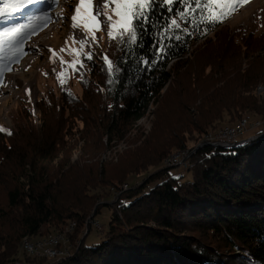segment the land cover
Masks as SVG:
<instances>
[{
	"label": "trees",
	"instance_id": "1",
	"mask_svg": "<svg viewBox=\"0 0 264 264\" xmlns=\"http://www.w3.org/2000/svg\"><path fill=\"white\" fill-rule=\"evenodd\" d=\"M160 4L135 42L122 28L108 38L111 70L82 57L72 71L79 94L66 86L44 96L36 118L19 105L15 130H0V264H264L263 125L244 145L196 149L189 181L163 168L121 189L188 142L249 117L264 121V94L251 95L264 84V34L215 31L221 22L191 0L172 11ZM156 103L150 134L118 162L101 161ZM102 207L111 210L103 241L86 247ZM73 222L69 257L25 258L24 238Z\"/></svg>",
	"mask_w": 264,
	"mask_h": 264
},
{
	"label": "rangeland",
	"instance_id": "2",
	"mask_svg": "<svg viewBox=\"0 0 264 264\" xmlns=\"http://www.w3.org/2000/svg\"><path fill=\"white\" fill-rule=\"evenodd\" d=\"M101 1H103L102 5L100 4ZM202 1L201 9L205 10L204 14L209 18L216 17V21L221 22V26L215 31L223 27L229 29L238 27L244 32L255 36L264 34V0H240L235 7H232L235 0ZM121 2L123 0H108V7L104 8L105 0H90L91 6L87 9V12L91 13L94 18H89L83 10L80 14L76 13L75 9L80 4V0H0V9L4 12L10 11L12 6H16L18 9L10 15H0V130L9 132L15 130L12 117L19 105L30 107L36 118L38 114L36 103L44 96L57 95L66 86L70 87L76 94L80 93L77 80L72 76V71L82 57H89L90 55L92 62L95 64L104 60V52L109 38L108 17L111 16L113 22L120 19L116 15V10L117 3ZM97 6L107 15L96 17ZM45 15L49 17L46 21L35 19ZM73 15H77L75 23L78 26L76 28L72 27L71 17ZM85 24L88 25L87 28H85ZM21 25L28 26L25 27L22 37L11 39L10 36L5 35L9 29L19 28ZM120 28L119 25L113 24L112 34ZM214 32L206 38H212ZM204 39L196 41L192 49L201 46ZM261 93L264 94V84H259L253 89L251 95L261 99L263 98ZM156 110L157 103L152 104L149 112L135 124L127 139L104 153L101 161L105 159L107 163L114 164L127 151L136 148L152 131ZM254 120L249 117V123L254 122ZM222 125H225V123L223 122ZM258 130L259 128L249 130L236 138V144L224 147L232 146L235 148L244 145L251 139L250 136L255 135ZM206 135L198 144L188 142V148L179 152L194 153L198 146H209L210 143L206 141ZM177 153V151L170 153L158 167L151 168L148 172L138 176H131L126 182L128 188L124 189L123 185L121 189L127 190L143 182L155 170L163 168H170V175L182 177V181H189L190 174L187 172L186 163L176 167H166L165 165V160ZM72 160H75V157ZM110 215L111 210L108 207H102L99 214L91 221L90 231L84 243L86 247L100 244L103 241ZM96 224L99 227H96ZM66 228H68V225L61 232L65 233ZM49 235L28 240L36 243L54 236ZM24 239L21 242V251L23 250L25 253ZM69 245L70 243H67L60 249L62 250ZM71 252L72 247L70 245ZM34 257L44 259L38 255L29 256L26 254L25 256L27 259ZM61 257L62 253H55V259L45 260L55 262L62 259ZM17 264L31 263L25 261V263L19 262Z\"/></svg>",
	"mask_w": 264,
	"mask_h": 264
},
{
	"label": "snow or ice",
	"instance_id": "3",
	"mask_svg": "<svg viewBox=\"0 0 264 264\" xmlns=\"http://www.w3.org/2000/svg\"><path fill=\"white\" fill-rule=\"evenodd\" d=\"M176 2L177 0H161L160 6L165 7L167 11H172L170 6ZM239 2L240 0H235V3H233L232 7H235L236 4H238ZM180 3L184 4L186 7H190L189 0H180ZM191 3L195 4L196 8H199L201 6L200 0H191ZM90 6H91L90 0H80V4L76 7L75 11L77 14H80L83 10L84 14L87 17L94 18L92 17L91 13L87 12V9ZM107 7H108V0H105L104 8H107ZM155 7H156V0H123V2L117 3L116 15L120 17V19L113 22L111 16L108 17L109 37L112 38V26L113 24H115L123 28L122 35L127 36L131 42H135L136 32L138 31L140 27H143L144 24L148 23L149 12L153 11ZM17 10L18 9L16 6H12L10 11L8 12H4L2 9H0V15H10L12 12H15ZM190 10L195 11L196 9H190ZM102 15H107V13L101 11L100 7L97 6L95 16L99 17ZM183 15H187V12H184ZM35 19L37 20L44 19L46 21L47 19H49V17L45 15L43 17H36ZM71 20L73 21L72 27L76 28L78 26L75 23L77 21V15H73L71 17ZM215 20H216V17H212V21L214 22ZM135 22H139V23H135ZM171 25L178 27V24L175 19L171 20ZM84 26L85 28L88 27L87 24H85ZM25 27H28V26L21 25L19 28L9 29L8 32L5 33V35L10 36L11 39L22 37L24 34ZM81 43H83V41H81ZM159 52L160 50L157 49V54H159ZM88 59H91L90 55ZM104 60H105V63L109 65V70H111V65L107 57H104ZM150 62H151L150 60L146 61V63H150Z\"/></svg>",
	"mask_w": 264,
	"mask_h": 264
},
{
	"label": "built area",
	"instance_id": "4",
	"mask_svg": "<svg viewBox=\"0 0 264 264\" xmlns=\"http://www.w3.org/2000/svg\"><path fill=\"white\" fill-rule=\"evenodd\" d=\"M258 125H260L259 122L249 123L248 119H243L234 126H226L215 133L208 134L206 136V141L210 143V145L217 147L233 145L237 143L236 138L238 136L249 130L255 129V127H257ZM192 153L193 152H188L187 157L172 158L166 167L185 165L187 159L191 156ZM126 187V185L123 186L124 189H126ZM75 225L76 224L73 222V228L70 230V234H61L60 229L58 232L54 233V236L51 240H41L36 243L30 241V243H25V254L29 256L38 255L40 257H43L44 259H55V253H62V258L69 257L71 255L70 246L64 247V249L62 250L60 249V247L65 246L67 243L69 244V235H71V232L73 231Z\"/></svg>",
	"mask_w": 264,
	"mask_h": 264
},
{
	"label": "bare ground",
	"instance_id": "5",
	"mask_svg": "<svg viewBox=\"0 0 264 264\" xmlns=\"http://www.w3.org/2000/svg\"><path fill=\"white\" fill-rule=\"evenodd\" d=\"M101 3H103V1H101L100 2V4ZM102 5V4H101ZM257 122H259V121H257ZM260 123V125H258L257 127H259V126H261V125H263V122H259ZM257 127H255V128H257ZM188 156V154H187V152H178L177 154H175L174 156H172L171 158H168V159H166L165 160V165L167 166L168 165V163L170 162V160L172 159V158H174V157H187ZM73 228V224H70L69 226H68V228H66L65 230H66V232L65 233H63V232H61V233H63V234H70V230ZM74 228H75V226H74ZM74 230V229H73ZM73 232V231H72ZM71 232V233H72ZM53 238V236L52 237H50L48 240H51ZM25 243H30L29 241H27V240H25L24 241V244ZM23 244V245H24Z\"/></svg>",
	"mask_w": 264,
	"mask_h": 264
},
{
	"label": "water",
	"instance_id": "6",
	"mask_svg": "<svg viewBox=\"0 0 264 264\" xmlns=\"http://www.w3.org/2000/svg\"><path fill=\"white\" fill-rule=\"evenodd\" d=\"M209 146H210V145H209ZM200 147H201V146H198L197 149H199ZM215 147H217V146H215ZM222 148H224V149H230V148H234V147L231 146V147H222ZM95 209H96V208H95ZM95 209H94V212H95ZM94 212H93V213H94Z\"/></svg>",
	"mask_w": 264,
	"mask_h": 264
}]
</instances>
